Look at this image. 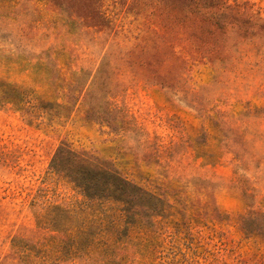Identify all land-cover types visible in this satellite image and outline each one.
Here are the masks:
<instances>
[{
	"label": "rangeland",
	"instance_id": "obj_1",
	"mask_svg": "<svg viewBox=\"0 0 264 264\" xmlns=\"http://www.w3.org/2000/svg\"><path fill=\"white\" fill-rule=\"evenodd\" d=\"M169 1L0 0V264H83L38 223L86 199L63 144L149 193L86 211L117 264H264V0Z\"/></svg>",
	"mask_w": 264,
	"mask_h": 264
},
{
	"label": "trees",
	"instance_id": "obj_2",
	"mask_svg": "<svg viewBox=\"0 0 264 264\" xmlns=\"http://www.w3.org/2000/svg\"><path fill=\"white\" fill-rule=\"evenodd\" d=\"M157 2L163 3L166 9V11L161 10V14H174L173 2L169 0H157ZM177 23L178 21H172L170 24L165 23L164 25L169 28L181 27ZM2 85L10 94L7 101H11L17 109L24 111V97L27 91L9 83ZM40 98L39 96L38 99ZM111 165L98 160L87 152L74 150L67 144L59 147L52 161L51 171L64 174L79 193L86 198L84 201H78L77 207L81 214H79L78 222L75 225H72L71 222V210L61 205L45 207L43 212L38 215L40 226L55 231L58 235L60 233L67 235L66 239L59 238L58 235L51 237L55 241L52 244L54 248L61 247L66 250L63 253L64 256L69 257L66 259L80 260L83 264H117L114 257L112 230L104 226L103 219L96 216L91 218L86 214V211L97 200L116 201L122 206L121 210L125 216L129 209L128 204H131L134 198L149 193L137 182L124 176L114 164ZM73 229L76 234L70 232ZM19 242L21 240L16 238L15 247Z\"/></svg>",
	"mask_w": 264,
	"mask_h": 264
}]
</instances>
